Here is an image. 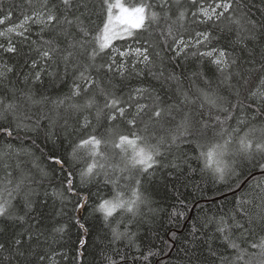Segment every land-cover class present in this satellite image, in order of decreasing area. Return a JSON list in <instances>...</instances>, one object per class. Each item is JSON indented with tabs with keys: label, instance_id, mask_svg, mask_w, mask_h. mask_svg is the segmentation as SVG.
<instances>
[{
	"label": "snow or ice",
	"instance_id": "6c2138e0",
	"mask_svg": "<svg viewBox=\"0 0 264 264\" xmlns=\"http://www.w3.org/2000/svg\"><path fill=\"white\" fill-rule=\"evenodd\" d=\"M0 26V264H65L85 214L100 264H264V0H0ZM41 134L37 181L13 142ZM197 179L234 202L177 248ZM157 186L179 205L163 237Z\"/></svg>",
	"mask_w": 264,
	"mask_h": 264
},
{
	"label": "trees",
	"instance_id": "16d2710c",
	"mask_svg": "<svg viewBox=\"0 0 264 264\" xmlns=\"http://www.w3.org/2000/svg\"><path fill=\"white\" fill-rule=\"evenodd\" d=\"M126 2L136 3L137 0H126ZM16 19L17 17L14 16L13 21ZM116 43L123 45L126 41H117ZM197 67V59H190L185 65L186 74L195 71ZM205 70L207 71V61H205ZM132 83H136V81H133ZM66 90L67 89H64V91ZM49 91L58 90L49 89ZM0 143H3V141H0ZM13 143L15 147L27 149V151L31 153V155H28L21 152L18 159L20 161L21 168L24 169L25 172L31 173V175L39 181V168L33 167V163L39 167L50 169L51 162L47 159V157L52 154V152L49 151L52 149V144L50 142L47 144L44 143L43 134L39 136L35 144H33L30 140L14 141ZM54 151L56 154L62 153V149L59 145L56 146ZM12 162L14 163V161ZM196 183L200 185L199 188H193L191 184L187 187L180 188V192L183 194L181 199H186L187 201V210L185 219L181 222L180 227L176 229L178 232L183 234L177 241V248H181L187 243V238H190L189 233L193 222H196L199 225L203 222L206 215L210 216L212 214H218L220 211L232 207L234 202L233 192L228 190L225 186L213 185L210 182L204 183L199 179H197ZM53 184H55V181H53ZM40 187L42 189L48 188V181H45L42 185H40ZM153 195L157 199L160 206L165 209V212L161 213L160 218L153 226L163 237L170 228L174 227V225L168 223V212H170L173 206L179 207V205L176 198L170 192L166 194L165 189L161 186H157ZM48 199V206L41 208V211H44L49 219H51V214L58 210L59 204L58 202H54L51 197ZM66 211L69 212V215H72L71 206H69ZM57 219H68V217H57ZM84 223L88 228L87 233H83L78 230L74 224H72L69 229L67 239L62 242V250L67 251L69 256V259L65 262V264H73V261L71 260V257L74 254L73 250L78 246L79 240L81 239L85 240V264H100L98 245L101 243L100 238L103 235L100 222L93 216L85 214ZM0 227H6L9 233L14 230V226L11 223L0 225ZM141 231L143 232V230ZM260 235H264V231L257 228L255 236L257 241ZM172 264H177L175 259H173Z\"/></svg>",
	"mask_w": 264,
	"mask_h": 264
},
{
	"label": "bare ground",
	"instance_id": "6f19581e",
	"mask_svg": "<svg viewBox=\"0 0 264 264\" xmlns=\"http://www.w3.org/2000/svg\"><path fill=\"white\" fill-rule=\"evenodd\" d=\"M232 194V193H231Z\"/></svg>",
	"mask_w": 264,
	"mask_h": 264
}]
</instances>
